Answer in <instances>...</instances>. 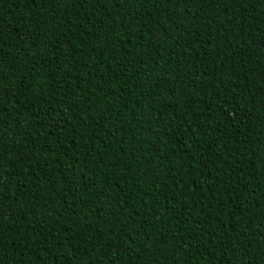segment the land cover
<instances>
[{
    "label": "trees",
    "instance_id": "obj_1",
    "mask_svg": "<svg viewBox=\"0 0 264 264\" xmlns=\"http://www.w3.org/2000/svg\"><path fill=\"white\" fill-rule=\"evenodd\" d=\"M0 264H264V0H0Z\"/></svg>",
    "mask_w": 264,
    "mask_h": 264
}]
</instances>
